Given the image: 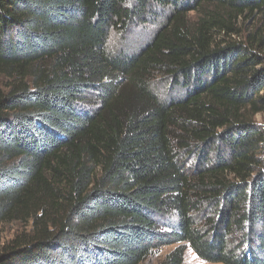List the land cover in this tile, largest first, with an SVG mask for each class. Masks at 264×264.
<instances>
[{
  "label": "trees",
  "instance_id": "1",
  "mask_svg": "<svg viewBox=\"0 0 264 264\" xmlns=\"http://www.w3.org/2000/svg\"><path fill=\"white\" fill-rule=\"evenodd\" d=\"M263 114L264 0H0V264H264Z\"/></svg>",
  "mask_w": 264,
  "mask_h": 264
},
{
  "label": "rangeland",
  "instance_id": "2",
  "mask_svg": "<svg viewBox=\"0 0 264 264\" xmlns=\"http://www.w3.org/2000/svg\"><path fill=\"white\" fill-rule=\"evenodd\" d=\"M129 2V0H126ZM169 9L151 7V10L145 14L142 20H133L127 25L119 26L110 30L106 47L111 54H134L138 52L151 38L153 33L158 29L160 23L164 20ZM154 93L163 102L175 101L184 98L185 93L190 91L189 87L178 84L168 78H157L152 82ZM255 121L258 125L264 124V114L257 115ZM188 168L194 166L196 158L182 159ZM17 227L15 225L5 226L0 230V238L2 242L8 241L15 235ZM173 247H166L154 253L145 262V264H159L167 253ZM184 264H213L199 259L189 248L186 249L184 255Z\"/></svg>",
  "mask_w": 264,
  "mask_h": 264
}]
</instances>
